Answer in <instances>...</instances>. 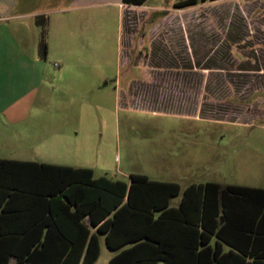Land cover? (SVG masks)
Wrapping results in <instances>:
<instances>
[{
    "label": "rangeland",
    "instance_id": "obj_1",
    "mask_svg": "<svg viewBox=\"0 0 264 264\" xmlns=\"http://www.w3.org/2000/svg\"><path fill=\"white\" fill-rule=\"evenodd\" d=\"M180 1L147 2H175L165 19L149 10L126 16L134 29L152 21L169 25V40L155 43L154 88L135 82L127 95L128 59L118 43L127 34L107 11L103 26L77 44L73 88L39 100L33 114L47 137H63L54 151L59 161L92 169L95 178L129 183L140 174L178 183L182 191L208 182L264 187V0L179 8ZM134 33L150 37L149 28ZM101 245L96 264H108L112 252L103 237Z\"/></svg>",
    "mask_w": 264,
    "mask_h": 264
},
{
    "label": "trees",
    "instance_id": "obj_2",
    "mask_svg": "<svg viewBox=\"0 0 264 264\" xmlns=\"http://www.w3.org/2000/svg\"><path fill=\"white\" fill-rule=\"evenodd\" d=\"M39 24L45 54L46 20ZM181 192L140 174L125 183L95 179L90 169L0 159V264H95L98 234L110 250L129 246L108 264H264V190L192 184L171 207Z\"/></svg>",
    "mask_w": 264,
    "mask_h": 264
},
{
    "label": "crops",
    "instance_id": "obj_3",
    "mask_svg": "<svg viewBox=\"0 0 264 264\" xmlns=\"http://www.w3.org/2000/svg\"><path fill=\"white\" fill-rule=\"evenodd\" d=\"M149 1L141 6H131L124 4L122 0H0L1 160L89 169L80 167L72 161H66L69 159L59 161L62 156L54 151L60 147V143H63V137H47L46 125L38 119L37 114L33 113L40 111L39 100H46L49 94L55 93L62 87L73 88V63L77 56L75 53L77 44L81 41V37L88 38L91 30L103 26L105 12H114L118 20L117 27L122 35L127 34L118 42L121 55L124 54L123 44L136 39L134 32L138 28H149V39L157 44H165V39L169 40L170 37L169 25L152 21L139 24L134 29L126 21L127 14L144 12L142 10L154 12L158 20L161 17L163 19L169 17L175 10V2L171 7L147 5ZM43 20H46L48 30L45 54L41 50L42 27L39 24V21ZM57 139L58 141L55 142ZM221 186L224 188L237 185ZM241 187L264 190V187ZM183 192L178 196L181 197L178 206ZM174 199L171 200L170 205ZM7 224L9 229H13L16 225L14 222ZM92 233H96V228H93ZM101 237L104 238L107 247L105 235L98 234L100 245L98 260L102 253ZM127 248L129 246L117 251L108 248L112 252L108 263ZM225 251H229V247H226Z\"/></svg>",
    "mask_w": 264,
    "mask_h": 264
},
{
    "label": "flooded vegetation",
    "instance_id": "obj_4",
    "mask_svg": "<svg viewBox=\"0 0 264 264\" xmlns=\"http://www.w3.org/2000/svg\"><path fill=\"white\" fill-rule=\"evenodd\" d=\"M137 30H147V28L142 27ZM155 47L157 48V45L151 39H135L128 44H123L124 54H127L128 59L127 76L130 77L127 95H132L135 82H141L143 88H154L150 80L157 78L156 73L152 72L156 64Z\"/></svg>",
    "mask_w": 264,
    "mask_h": 264
}]
</instances>
